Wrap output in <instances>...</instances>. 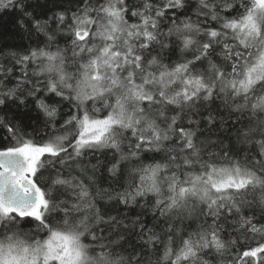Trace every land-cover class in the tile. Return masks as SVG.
Masks as SVG:
<instances>
[{"label": "snow or ice", "instance_id": "snow-or-ice-1", "mask_svg": "<svg viewBox=\"0 0 264 264\" xmlns=\"http://www.w3.org/2000/svg\"><path fill=\"white\" fill-rule=\"evenodd\" d=\"M82 3L70 16L57 12L34 21L47 38L43 47L0 49V106L32 97L45 129L30 132L15 117L0 116L11 145L0 149V264H125L114 258L126 243L117 231L123 221L100 207L112 201L125 207L151 201L157 224L163 218L159 233L139 218L134 222L143 245L152 246L155 264H210L209 255L228 256L230 264H264V223L245 215V209H259L264 217V0H196L195 22L187 14L189 0ZM17 4L34 19L23 0H0V10ZM179 10L184 19L169 15ZM53 21L57 28L49 32ZM164 21H171L167 32ZM57 34L71 38L68 48L51 50ZM172 37L181 54L194 49L191 59L163 62ZM157 45L160 52L152 55ZM17 66L21 78L8 87ZM216 99L236 116L228 143L177 127ZM65 103L73 111L63 118ZM214 120L209 114L207 123ZM174 137L176 144L166 147ZM109 150L119 154L107 169L112 176L121 162L137 161L125 169L127 187L114 195L96 187L99 161H85ZM147 153L164 155L145 163ZM77 216L79 222L71 223ZM201 218L196 231L184 227ZM229 218L235 235L224 238ZM32 223L35 233L24 231ZM41 233L46 238H37ZM90 245H99V256L89 255ZM238 247L244 250L231 255ZM133 259L143 264V255L130 254L129 264Z\"/></svg>", "mask_w": 264, "mask_h": 264}, {"label": "trees", "instance_id": "trees-1", "mask_svg": "<svg viewBox=\"0 0 264 264\" xmlns=\"http://www.w3.org/2000/svg\"><path fill=\"white\" fill-rule=\"evenodd\" d=\"M26 5L25 11L32 13L34 19H29L24 16L20 11L19 4L14 8H8L0 10V49L4 51H17L24 53L25 50L36 47H43L47 42V38L35 30L34 21L35 20H50L53 17L54 13L57 12H66L69 16L71 13L77 11V8L83 7L82 0H23ZM102 2V0H101ZM129 2L140 3V0H129ZM196 7V0H189V9L187 14L191 16V19L195 22L198 17L192 11ZM227 14V13H225ZM234 14V13H233ZM169 15H178V19H184L185 12L184 10H179L178 14L169 13ZM203 22V17L199 18ZM23 22V25L21 24ZM70 22V21H69ZM129 22H138L135 18H129ZM178 22V21H177ZM211 26L217 27L214 22H210ZM171 26V21H164L162 24V31L167 32L168 27ZM57 28L56 22H51L48 31L53 32ZM70 37L65 38L63 34H57L55 43L52 44V49L55 50L57 45L61 48H68L70 46ZM168 42L172 45L169 49H165L162 53L163 62L166 64H173L174 62H182L184 59H191L194 54V49L189 50L181 54L180 52V42L176 40L175 37L169 38ZM157 52H160V48L157 45L153 50L152 55H155ZM68 55L71 56V52H68ZM150 58V57H149ZM11 66V65H9ZM206 62L203 65L198 64L197 67L203 68L206 67ZM15 78L8 83V87H12L16 83V79L21 78L20 66H17L15 69ZM30 87V85L26 86ZM38 95H44L43 93H38ZM51 102V101H50ZM10 104L8 107L0 106V116H5L7 119H13L14 117L22 121L24 125L28 127V130L31 132L32 129L40 134H43L45 131L43 124V114L39 112L36 108L34 100L32 97H27L25 104ZM73 109H70L69 106L65 103L62 105V117L66 118V114ZM172 113H170L171 115ZM209 114L215 117L212 125L207 123V117ZM193 121H200L199 125L196 123L189 124L188 119ZM59 119V118H58ZM236 121V116H229L228 111L225 109L222 101L220 99L214 100L212 103L207 106H200L198 109H194L188 114V117L185 118L183 123H178L177 127H184L186 129L191 128L194 131H197V136L204 140L209 138L211 141L216 142L220 139H223L225 143H228L229 137V128ZM62 122V120L60 121ZM163 126V125H162ZM231 137L235 138V130L232 129ZM176 139L173 138L172 141L166 143V147L176 144ZM11 146L7 138V133L0 128V149ZM122 148L125 152L128 151V143L122 145ZM216 150L218 149H210ZM163 153H147L143 155L144 162H151L153 158L160 160L163 156ZM115 156V159L113 157ZM119 159V154H116L114 150L106 151L104 154L97 153L95 155H89L85 157L86 162L91 164H97L99 161L98 169L96 171V187L100 189H108L113 195L117 191H123L127 187V172L125 169H130L133 164L137 163L135 159L131 163L121 162L120 170L117 172L116 176H112L107 169L111 167L112 163H115ZM57 167H59L57 165ZM91 174V173H90ZM43 180V177L41 178ZM85 183L87 181L85 180ZM39 186V185H38ZM91 190V189H90ZM70 195V193H69ZM63 198V197H62ZM107 198L105 197V200ZM144 201H140L136 206L129 205L125 207L123 204L118 203L117 201H112L108 203L100 202V207L104 210L106 215L115 216L118 220H122L123 223L119 226L117 231L124 236L123 248H116L114 252V258H117L121 255L129 256V254L134 253L136 256L143 255L144 260L143 264H148L149 260L155 262L156 255L153 254V248L150 245H143L141 237L138 235L140 232L139 225H135L134 222L139 218L140 222L147 225V228H153L154 231L159 233L162 228L166 227L163 223V218H159V224L157 220L153 217V212L151 209V201L147 207H142ZM245 215H255L256 221L259 223H264V217H261L259 209L255 211L245 209ZM232 219L224 223V230L222 236L228 238L229 236L234 237ZM211 221L209 220V223ZM203 223V218L195 221H185L184 227L188 231H196L198 225ZM147 228L145 229V239L147 237ZM31 230L33 233L36 231L35 223L31 225H24V231ZM108 235V233H105ZM113 239L116 237L113 236ZM106 242V241H103ZM259 238L251 240L250 246L255 247ZM242 248H236L231 250V255H236L237 252L243 251ZM161 253L163 249H160ZM210 261V264H221L222 259L228 261L230 264V258L228 256L221 258L219 256L209 255L205 257Z\"/></svg>", "mask_w": 264, "mask_h": 264}, {"label": "clouds", "instance_id": "clouds-1", "mask_svg": "<svg viewBox=\"0 0 264 264\" xmlns=\"http://www.w3.org/2000/svg\"><path fill=\"white\" fill-rule=\"evenodd\" d=\"M141 127L143 128L144 126L142 125ZM144 134H145V135H148V134H149V132H148L147 129L144 130ZM123 143L125 144V143H127V141H124ZM79 220H80V217L77 216V217H76V220L71 221V223L76 224V223L79 222ZM61 224H62V222H61ZM9 235H11V233H9ZM21 238H22V239H26V237H24V236H22ZM37 238H46V235H45L44 233H41V235L38 236ZM0 239H4V237H3V236H0ZM100 243H104V242L101 241ZM92 248H94V251L91 250ZM89 255L92 256V257L99 256V255H100V248H99V245H95V246H91V245H90V252H89ZM129 255H130V254H129ZM121 257L124 258V260H125V264H129V262H128V260H127V257H128V256L121 255V256H119V257L116 258L117 261H119V259H120ZM130 264H136V260L133 259V260L130 262ZM152 264H155V262H152Z\"/></svg>", "mask_w": 264, "mask_h": 264}]
</instances>
